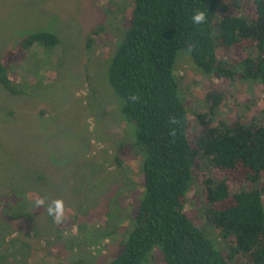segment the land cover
Wrapping results in <instances>:
<instances>
[{
	"label": "rangeland",
	"instance_id": "obj_1",
	"mask_svg": "<svg viewBox=\"0 0 264 264\" xmlns=\"http://www.w3.org/2000/svg\"><path fill=\"white\" fill-rule=\"evenodd\" d=\"M127 5V0H0V56L35 30L60 38L55 48L34 47L28 61L13 66L28 92L13 94L0 81L1 264H107L134 227L145 154L135 151L121 165L116 162L119 145L135 138V131L108 79ZM99 23L104 27L88 46ZM174 71L195 122L198 110L209 111L204 94L210 75L193 64L186 49L178 53ZM262 110L264 86L235 83L213 116L216 122L238 115L260 119ZM208 171L225 177L217 167ZM203 187L200 182L188 191L191 220L232 264H247L230 254L218 229L200 214ZM30 191L42 195L32 197ZM38 198L43 206L35 204ZM58 198L65 204L60 223L47 212ZM108 218L120 221L112 234L101 232ZM159 251L153 250L148 264H163Z\"/></svg>",
	"mask_w": 264,
	"mask_h": 264
},
{
	"label": "trees",
	"instance_id": "obj_2",
	"mask_svg": "<svg viewBox=\"0 0 264 264\" xmlns=\"http://www.w3.org/2000/svg\"><path fill=\"white\" fill-rule=\"evenodd\" d=\"M127 4L126 28L108 79L123 98V113L135 131V138L119 145L116 162L121 165L135 151L145 154L144 187L134 227L122 241V251L107 264H148L155 248L162 253L163 264H232L186 209L188 191L200 182L204 184L197 199L200 214L218 229L230 254L247 264H264V110L260 119L238 115L216 122L213 116L235 83L264 86V0H127ZM197 11L206 14L202 24L192 21ZM103 27L99 23L92 29L88 46ZM59 44V36L49 30L22 36L0 56L1 83L13 94L28 92L13 66L28 61L34 47L52 49ZM183 49L210 75L204 94L209 111L198 110L195 122L174 71ZM254 49L256 53L251 52ZM221 53L228 59L220 58ZM132 94L138 96L136 101L130 99ZM192 126L197 129L194 134ZM209 166L225 177L209 174ZM229 179L238 187L232 188ZM119 222L108 218L101 232L112 234Z\"/></svg>",
	"mask_w": 264,
	"mask_h": 264
},
{
	"label": "clouds",
	"instance_id": "obj_3",
	"mask_svg": "<svg viewBox=\"0 0 264 264\" xmlns=\"http://www.w3.org/2000/svg\"><path fill=\"white\" fill-rule=\"evenodd\" d=\"M205 20L206 14L203 11H197L192 16V21L194 24H202ZM130 99L136 101L138 96L136 94H132ZM35 204L37 206H43L45 204V200L43 198H38L35 201ZM47 212L53 217L56 223H60L65 214L64 200L62 198L53 200L52 203L47 206Z\"/></svg>",
	"mask_w": 264,
	"mask_h": 264
}]
</instances>
